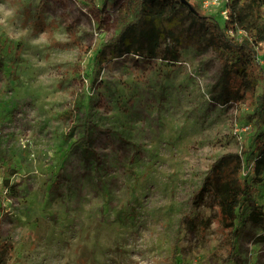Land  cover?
<instances>
[{"label":"rangeland","instance_id":"rangeland-1","mask_svg":"<svg viewBox=\"0 0 264 264\" xmlns=\"http://www.w3.org/2000/svg\"><path fill=\"white\" fill-rule=\"evenodd\" d=\"M144 1L0 0V264H264L248 218L264 182L239 219L202 192L173 245L210 164L256 156L250 100L264 79L223 87L191 15L222 28V0ZM249 1H237L247 18Z\"/></svg>","mask_w":264,"mask_h":264},{"label":"trees","instance_id":"trees-1","mask_svg":"<svg viewBox=\"0 0 264 264\" xmlns=\"http://www.w3.org/2000/svg\"><path fill=\"white\" fill-rule=\"evenodd\" d=\"M163 1L173 5L174 10L185 5L180 0H145L144 2H148L149 7L156 9V12H160L157 3L161 2L163 5L161 11H163L165 10ZM237 1L231 0L228 4L222 28L190 12L192 17L200 20V23L210 33L212 46L220 62V77L224 84L223 87H228L227 89L234 94L238 89V87L230 86V82L234 79L237 80L239 86L250 92L255 87L257 79H264L263 67L254 61L257 54L255 48L264 43V21L261 19L264 0L249 1V10L252 16L250 18L242 14ZM237 32H241L242 35L239 36ZM250 105L252 112L249 117L256 124L253 138V149L257 152L256 156L252 161L244 160V162L242 154L228 152L210 164L204 180L192 199L189 210L181 216L177 237L173 244L174 251L178 247L182 231L190 229L197 218V197L199 198L202 192L212 197L214 205L217 206L218 215L223 216V213L226 212V217L223 216L225 220L227 216L239 219L244 211L245 203L254 191L255 184L264 182V119L261 125L257 124L264 116V89L260 94L252 96ZM80 142L87 149L85 139L82 138ZM242 152L244 153V151ZM244 164L250 166V180L246 177ZM248 218L264 230V210H252L249 212ZM229 239V250L226 251L224 258L231 260L234 239L232 237Z\"/></svg>","mask_w":264,"mask_h":264},{"label":"built area","instance_id":"built-area-1","mask_svg":"<svg viewBox=\"0 0 264 264\" xmlns=\"http://www.w3.org/2000/svg\"><path fill=\"white\" fill-rule=\"evenodd\" d=\"M231 0H222V2L225 4L222 13L225 15L224 19L226 18L227 15V8H228V4L230 3ZM220 3V1L218 0H203L202 2V6L203 7H208L209 5H218ZM258 59V56L256 55L255 60ZM246 128L248 129L249 126H246Z\"/></svg>","mask_w":264,"mask_h":264}]
</instances>
